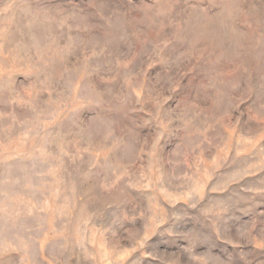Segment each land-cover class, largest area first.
Masks as SVG:
<instances>
[{"label":"rangeland","instance_id":"1","mask_svg":"<svg viewBox=\"0 0 264 264\" xmlns=\"http://www.w3.org/2000/svg\"><path fill=\"white\" fill-rule=\"evenodd\" d=\"M0 264H264V0H0Z\"/></svg>","mask_w":264,"mask_h":264}]
</instances>
